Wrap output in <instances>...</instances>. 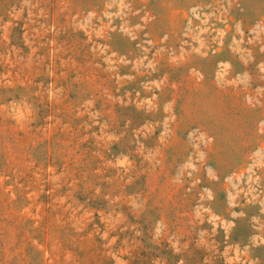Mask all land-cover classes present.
Wrapping results in <instances>:
<instances>
[{
  "label": "rangeland",
  "instance_id": "obj_1",
  "mask_svg": "<svg viewBox=\"0 0 264 264\" xmlns=\"http://www.w3.org/2000/svg\"><path fill=\"white\" fill-rule=\"evenodd\" d=\"M0 264H264V0H0Z\"/></svg>",
  "mask_w": 264,
  "mask_h": 264
}]
</instances>
